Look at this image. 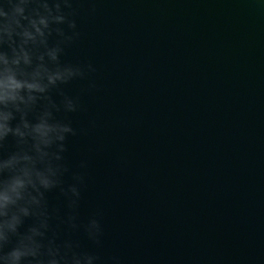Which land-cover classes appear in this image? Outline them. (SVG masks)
I'll use <instances>...</instances> for the list:
<instances>
[{"label": "water", "instance_id": "obj_1", "mask_svg": "<svg viewBox=\"0 0 264 264\" xmlns=\"http://www.w3.org/2000/svg\"><path fill=\"white\" fill-rule=\"evenodd\" d=\"M78 2L65 59L91 62L97 88L65 155L87 160L79 211L103 227L100 248L81 246L102 264H264V9Z\"/></svg>", "mask_w": 264, "mask_h": 264}, {"label": "clouds", "instance_id": "obj_2", "mask_svg": "<svg viewBox=\"0 0 264 264\" xmlns=\"http://www.w3.org/2000/svg\"><path fill=\"white\" fill-rule=\"evenodd\" d=\"M253 3L264 9V0ZM79 7L0 0V264H102L76 238L102 246L100 211H79L87 160L71 167L65 155L78 134L70 117L82 111L80 95L97 88L91 62L65 59L80 37ZM75 81L86 87L71 92Z\"/></svg>", "mask_w": 264, "mask_h": 264}]
</instances>
